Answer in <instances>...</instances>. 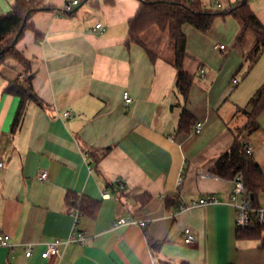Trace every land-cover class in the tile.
<instances>
[{
  "label": "crops",
  "instance_id": "1",
  "mask_svg": "<svg viewBox=\"0 0 264 264\" xmlns=\"http://www.w3.org/2000/svg\"><path fill=\"white\" fill-rule=\"evenodd\" d=\"M14 1L0 0V16ZM71 1L45 0V8L31 19L33 27L16 44L31 63L41 99L27 103L16 128L21 99L5 88L10 80L26 77V68L12 58L1 67L0 159L6 165L0 173V234L9 235L15 248L0 244V264H264V232L255 239L239 236L237 211L229 203L233 179L212 171L240 134L250 143L254 132L264 134V110L248 127L250 100L264 84V49L251 59L255 41L238 67L243 74L222 81L221 71L209 70L212 64L196 42L210 48L206 38L235 40L242 20L217 16L207 33L185 24L189 56L184 68L194 76L185 99L177 88L168 33L153 26L142 33L145 46L128 41L140 0H79L76 11L62 13ZM201 1L208 11H224L239 0ZM248 4L264 24V0ZM99 23L104 31L96 27ZM222 45L213 47L227 50ZM251 70L256 74L250 79ZM245 77L237 90L247 102L224 108ZM125 92L133 99L128 105ZM185 108L195 115L191 131L179 129ZM65 111L72 115L64 117ZM197 123L203 125L199 132ZM253 157L264 170L256 148ZM118 179L126 190L118 189ZM70 195L100 202L95 216L82 213L78 231L73 212L79 208ZM207 195L219 202L180 209ZM121 216L146 225L117 227ZM186 227L195 234L192 243L184 241ZM79 233L87 237L85 244L61 245L59 257H42L49 242ZM28 244H33L30 257Z\"/></svg>",
  "mask_w": 264,
  "mask_h": 264
},
{
  "label": "trees",
  "instance_id": "2",
  "mask_svg": "<svg viewBox=\"0 0 264 264\" xmlns=\"http://www.w3.org/2000/svg\"><path fill=\"white\" fill-rule=\"evenodd\" d=\"M114 0H107L113 3ZM140 7L135 16L129 22L128 41L141 44L142 33L155 26L160 30L167 32L173 44L175 51L174 66L177 68V88L185 99L189 98L190 91L194 85V76L187 72L184 64L189 54L187 52V34L183 26L190 24L203 33H207L213 26L217 16L233 15L243 22V29L238 34L237 44H243L246 34L252 30L256 34V43L251 51L250 58L254 59L262 49H264V24L255 15L248 4V0H239L228 10L208 11L201 0H140ZM45 8V0H15L12 8L6 14L0 16V73L1 67L9 59H15L26 68L27 76L23 79L16 78L9 81L5 92L20 97V104L13 122V128H16L22 121L27 103L35 101L41 103V99L35 92L31 73L30 61L17 49L16 44L22 37L24 31L33 27L31 19L35 12ZM52 9V7H47ZM23 30L15 45L12 43L17 36L20 28ZM37 36H40L37 33ZM250 104L253 105V111L250 113L251 127L258 116L264 110V84L258 89L251 98ZM245 112L246 109H244ZM195 124V115L185 108L181 114L179 129L181 131H191ZM109 150H105L101 157ZM212 171L217 176L226 179H235L238 174L243 175L246 191L253 199L255 205H260V193L264 188V170L254 159L253 154L246 152L240 134L232 147L225 152L213 165ZM119 185V184H118ZM118 189L122 191L120 186ZM124 191V190H123ZM253 195V197H252ZM91 216H95L100 202L87 198L85 196L73 195L69 197L70 203ZM263 227H250L248 229H238L239 236L242 238H261L263 237Z\"/></svg>",
  "mask_w": 264,
  "mask_h": 264
},
{
  "label": "built area",
  "instance_id": "3",
  "mask_svg": "<svg viewBox=\"0 0 264 264\" xmlns=\"http://www.w3.org/2000/svg\"><path fill=\"white\" fill-rule=\"evenodd\" d=\"M79 0H74L71 2H67L64 4L62 8V13H70L73 11L76 5H79ZM101 31H104V26L99 23L96 25ZM224 48V45L221 46ZM204 71V70H203ZM238 79H235L234 82L236 83ZM126 104H130L132 102V97L129 95L128 92H125L124 95ZM72 115L71 111H65L63 113L64 117H70ZM202 123H197L195 126V132H199L202 129ZM244 149L250 155L253 154L254 149L249 141V137H244L242 140ZM6 162L3 159H0V173L2 172L3 168L5 167ZM203 175H211L215 176L209 172L203 173ZM218 177V176H217ZM41 179L47 178V171H43L41 173ZM117 184H119L122 190H126L127 187L125 183L121 179H118ZM183 178H179V185L182 184ZM108 192L103 193V196H108ZM219 202V199L216 195H207L202 196L199 199H194L189 203H182L180 205L181 210H188L194 207H199L203 205L213 204ZM229 203L235 207L237 211V227L238 229H248L250 227L258 226L264 228V204L255 205L253 199L249 196L248 192L246 191L245 183L243 180V175L238 174L235 179H233V189L230 196ZM75 218V224L73 227L74 231H78V222L82 215V212L79 209H75L73 212ZM128 225H138V226H145L146 221L139 220L132 217H119L115 221V226H128ZM195 240V234L190 227H186L184 229V241L186 243H192ZM71 242H79L81 244H85L87 242V237L83 233H79L77 237L71 236L68 239H55L47 244L46 250L42 253V257L44 258H52V257H59L61 255L60 247L61 245H68ZM0 244L9 247L11 251H14L15 245L10 242V236L7 234H0ZM26 256L30 257L33 254V244L26 245ZM5 264H13L12 261H7Z\"/></svg>",
  "mask_w": 264,
  "mask_h": 264
},
{
  "label": "rangeland",
  "instance_id": "4",
  "mask_svg": "<svg viewBox=\"0 0 264 264\" xmlns=\"http://www.w3.org/2000/svg\"><path fill=\"white\" fill-rule=\"evenodd\" d=\"M216 37L220 38V36H216ZM207 40L209 42H207ZM216 40L218 39L216 38L213 42V40L206 38V42L211 43L210 48H208L206 45H203L202 43H199V42L197 43L196 40L194 39V42H196L197 44V48H199L198 51L201 52L203 56L206 58V60H208L212 64V67L210 68L208 67L209 70L215 71V68H216L218 69L216 71H221L222 81L226 79L225 77L233 78V76L237 74L241 76L243 73H239L237 70H238L240 63L242 62L243 54L244 55H246V53L248 54V52L253 47V43H255L256 41L255 32L252 30H249L247 32L246 38L242 44L243 47L237 44V42H235L236 39L235 40L219 39V41H216ZM215 43L218 44V46H220L221 44H224V46H227V50H221L220 47L217 49H214L213 46ZM15 63H18V62L15 61ZM213 66H215V68H213ZM219 67L221 70L219 69ZM229 71H230V74L228 73ZM255 74H256V70L251 73L250 79L254 77ZM245 80L247 81V77H245L244 79L241 78L240 84L233 88V91L230 94L229 99H227V101L225 102L226 106L224 108H226L228 105L233 106L234 103H240V101L242 102L240 104L244 106V104L247 102L248 99H244L245 93L238 92L237 89ZM260 124L263 129V125L261 122ZM252 136L253 137L251 139V143L253 144L254 148H256V155L260 156L262 158V161H264V134L256 131L252 134ZM260 194L262 197H264V194L262 193Z\"/></svg>",
  "mask_w": 264,
  "mask_h": 264
},
{
  "label": "water",
  "instance_id": "5",
  "mask_svg": "<svg viewBox=\"0 0 264 264\" xmlns=\"http://www.w3.org/2000/svg\"><path fill=\"white\" fill-rule=\"evenodd\" d=\"M78 8H79V7H77L76 9H74L73 12L76 11ZM22 30H23V26L20 28V30H19L17 36L15 37V39H14V41H13V43H12V46L16 44V42H17V40H18V38H19V35L21 34ZM252 197H253V195H252Z\"/></svg>",
  "mask_w": 264,
  "mask_h": 264
}]
</instances>
